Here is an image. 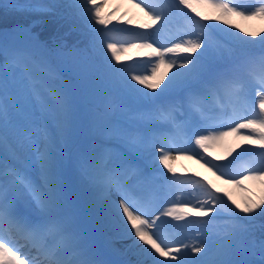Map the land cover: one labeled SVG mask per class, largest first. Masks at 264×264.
Listing matches in <instances>:
<instances>
[{
    "label": "snow or ice",
    "instance_id": "1",
    "mask_svg": "<svg viewBox=\"0 0 264 264\" xmlns=\"http://www.w3.org/2000/svg\"><path fill=\"white\" fill-rule=\"evenodd\" d=\"M196 5L212 9L213 14L199 11ZM0 6L53 14L60 7L74 9L100 54L97 70L118 95L133 101L135 107L110 104L106 109L109 116L126 115L127 124L115 121L108 129L120 141L121 151L99 146L80 153L76 162L99 194L101 216L130 234L141 257L137 264H253L237 257L257 244L260 264H264V236L257 241L254 227L256 218H264V35L259 40L260 53L254 54L248 46L260 34L246 33L231 22L232 16L264 19V0H256L251 8L237 0H138L133 6L150 21L139 28L159 27L155 34L121 28L118 31L128 35L120 40L112 36L115 26L108 27L114 12L102 14L104 4L97 0H69L67 5L10 0ZM180 17L187 22L186 29L173 34L171 46L161 44L155 36ZM219 24L227 26L219 29L224 42L213 35ZM22 30L31 32L30 28ZM38 47L46 49L47 44ZM105 47L110 58L104 54ZM130 50L146 59L117 67L119 54ZM168 54L178 59L166 58ZM0 58V264H114L91 242L62 178L73 106L69 96L51 83L58 73L45 57L2 43ZM162 65L171 75L166 71L157 79ZM36 113L51 115L56 129L50 133L41 125L33 130L29 125L36 124ZM228 136L238 137L249 147L237 144L242 151L235 156V148L230 149L227 156L232 159L226 165L189 147L194 138V144L207 152ZM174 151L190 153L188 158L197 163L203 161L202 166L225 184L251 192L245 186L251 182L258 192L246 196L241 204L227 192L220 195L222 189L211 182L178 176L171 164L176 159ZM243 157L248 159L237 178L228 169ZM33 166L39 168V180L32 176ZM138 183L162 193L163 201L148 203V196L137 193ZM113 192L119 193L115 209ZM162 217L184 221V227L194 225L198 234L207 232L213 242L179 244L163 234L162 227L169 221ZM13 234L24 244L13 242ZM25 247L36 254L29 256L22 251ZM188 249L211 258L195 259Z\"/></svg>",
    "mask_w": 264,
    "mask_h": 264
},
{
    "label": "rangeland",
    "instance_id": "2",
    "mask_svg": "<svg viewBox=\"0 0 264 264\" xmlns=\"http://www.w3.org/2000/svg\"><path fill=\"white\" fill-rule=\"evenodd\" d=\"M54 1H59L60 5H67L69 0H54ZM124 0H97V3H103L104 7L102 9V14H108V13H113L114 15H112L110 18L112 20V24H110L108 27L109 28H113V26H115V28L117 29V31H114L112 33V36L116 39V40H120L123 37H125L126 35H128L125 32H121L118 31L121 28H132L134 31H147L150 33L155 34L156 29L159 27V24H156L153 26V28L151 29H140L139 25L140 24H144V23H150V21L148 20V17H146L144 15V13H137L135 10H131L126 6V3L123 2ZM10 2V0H0V5H3L4 3ZM33 3H38V4H52L50 2V0H32ZM237 2L239 4H241L243 7L245 8H251L255 3L256 0H237ZM198 7V10L205 13V14H213V10L208 8V7H204V6H200V5H196ZM2 7V6H1ZM3 8V7H2ZM68 7H60L59 9L56 10V13H44L47 16L48 15H53V16H60L64 12L65 9H67ZM71 9V8H69ZM184 11L186 13H188V15L190 16H194V14L187 8L184 9ZM1 13H8L9 15H26V14H33V13H43V12H19V11H13L11 9H0V16ZM134 17V18H133ZM198 19V18H197ZM51 20H55V25L57 26L59 23V19L58 18H52ZM131 20L132 23L131 25H128L126 22ZM119 21V23H118ZM231 22L232 24L238 25L239 28H243L244 32H252L254 34L259 33L260 35H256L254 36V39L252 40V42L250 43V45L248 46V50L251 51L254 54H259L260 51L257 50V47L259 46V40H260V36L264 35V19H259V18H252V19H243L239 16H232L231 17ZM0 23H1V17H0ZM211 23H217V22H211ZM4 24V23H1ZM21 27V26H20ZM97 27H101L99 25H97ZM187 27V22L182 18H176L175 20H173V22L169 25L168 28L161 30L159 32L158 35L155 36V38L160 39V43L164 44L167 41L170 40V38L173 36V34L181 32L183 30H185ZM227 26L219 24L217 30H215L213 32V35L215 37L216 40L220 41V42H224L225 38H224V34L222 31H219V29L221 28H225ZM0 33L6 34V35H2L0 36V43L2 44H6L8 46H12V47H17V48H21V49H25V50H32L33 48H35V46L30 45V41L26 40V38L23 36V34L21 33H15L13 35L8 34V31H0ZM185 39H187V37H185ZM245 39H250L248 37H245ZM32 42H35V39L32 40ZM43 43V42H40ZM57 44H60V42H56ZM39 50L45 55L46 59L50 62V64L53 66V68L56 70V72L58 73V78L53 80V87L59 88L61 90H63L70 98L72 106H73V112H72V131H71V138L73 137V141H77V139L79 138V136H75L74 133H72L73 131H75V127L76 126H81V127H86L89 130V125L86 119V114L88 115H92L93 113H95L93 111V108L89 107L91 104L90 103H76L73 94H74V89L76 87H73V85L71 83H68L67 80L68 78H70V72L67 71L66 69L62 68V62L54 57V58H50L48 57L45 52L44 48H39ZM56 50L55 48H53V51ZM97 51L95 48L93 49V53ZM145 51H149V50H145ZM50 53V51H48ZM104 54L107 55L109 58L111 57V53L107 51L106 47L104 48ZM120 59H121V64H116L115 60H112L113 64H116L117 67H121L122 64H131V63H135L138 60H143L146 59V57H143L141 55L138 54L137 50H130L124 53H120ZM181 55H186V54H181ZM82 57L81 53H77L76 56L74 55H70L66 57L67 62L72 65V67L75 68L76 70V74H79L80 69L77 67L79 59ZM84 59L87 58V56H83ZM166 58H173V59H178V57L173 56L172 54H168V56ZM2 59V58H0ZM94 64H97L99 66V62L95 61ZM85 66V65H84ZM88 65L85 66V68L88 70L87 68ZM93 70V69H92ZM168 72L169 76L171 75V70L167 69L165 66H161L158 73H157V79L160 78V76L164 73V72ZM165 80H167V77L165 78ZM135 83V82H133ZM80 86L82 89L84 88H90L89 84L87 82V80L82 77L81 82H80ZM104 84L106 85L104 88L100 89V95H97V99L98 101L101 103L100 108H101V119L97 121L96 125L93 126V131L92 133L94 135H96V137H94L95 140H108L111 138V133L108 132V129L113 126V124L115 123V121H120L121 125L127 124V120H126V115L124 113H119L117 112L115 116H109L106 114V109L108 108V106L110 104L113 105H117V104H123L125 106H130V107H135L133 101L129 100L128 98L123 97L122 95H118L113 87L112 84H110L106 79L104 81ZM163 86V85H161ZM146 91H148L147 89H145ZM157 91H159L157 89ZM254 95V93H253ZM89 105V106H87ZM33 112H35V109H32ZM21 117L18 116L17 119L19 120ZM33 119L36 121L35 125H29L30 127L33 128V130H35L37 127L44 125L48 128H51V125H55L56 122L53 119V117L51 115H44V114H39L36 113L33 116ZM54 128H51V132H53V130L56 129V125L53 126ZM224 130H227V128H225ZM86 134V132L84 133ZM245 134H247L245 132ZM75 136V137H74ZM112 139V138H111ZM115 140V138H114ZM117 140V139H116ZM224 140L226 141H237L239 142L238 144H241L243 147H249V145L244 144V142L240 139H238V137L236 136H228L226 137ZM223 140V141H224ZM116 142V141H114ZM116 144L118 145V149L116 150V153H119V148L121 149V145H120V141L118 140L116 142ZM105 147V146H104ZM235 151L232 153V156H235L237 152L242 151V148H236L234 145ZM96 149V148H93ZM216 150V145L212 146L211 148H209V153L213 154V150ZM89 150H91V148H89ZM255 150H259V149H255ZM224 151V157L227 156V151L223 148L222 152ZM25 155H27L25 153ZM214 155V154H213ZM215 155L219 156L217 151L215 152ZM232 156H227V159H222L219 161H215V163H219L222 165H226L228 164V161H230L232 159ZM247 160V157H243L241 159V161L237 162L234 165L229 166V171L232 174L237 175V178H239V173L240 171L236 174L237 171V166L242 163L244 160ZM76 162V156H73V158L69 159L68 156L66 155V153L63 156V162H62V167L67 166L70 174H71V179L73 181V184L75 186V193H73V198L78 206V209L83 211L85 213L84 217H87V219L91 221L92 224V228H94L95 230L98 229V227L101 225V222L106 219L103 216H101V214L99 213V208L97 206H93V205H89L88 203L84 204L83 199H82V191H90V188H88L85 184V181H83V176L80 172L79 167H77L75 165ZM31 173L33 175L34 179L39 180L40 178V174H39V168L38 166H33V169H31ZM94 189V188H93ZM251 189V194L248 195H252L253 193L258 192V190H256V188L252 187ZM189 191H191V189H189ZM90 196H92V194H90ZM94 196V195H93ZM245 198V197H244ZM242 198V204H243V199ZM230 204V202H229ZM231 206V205H230ZM89 223V221H88ZM262 226L263 224L261 222H254V227H255V236L257 241H259L262 236H264V232H262ZM102 233H100L101 235ZM207 234V233H203ZM108 240H111L110 238H108ZM113 240V238H112ZM107 246H111L110 243H107ZM237 259H247L250 260L254 263H260V250H259V246L257 244V246L255 248H251L249 247V249L243 253V255L238 256Z\"/></svg>",
    "mask_w": 264,
    "mask_h": 264
},
{
    "label": "bare ground",
    "instance_id": "3",
    "mask_svg": "<svg viewBox=\"0 0 264 264\" xmlns=\"http://www.w3.org/2000/svg\"><path fill=\"white\" fill-rule=\"evenodd\" d=\"M124 3H126V6L129 9H137L138 8L134 7L133 4L136 3V0H132V3H129V0H124ZM113 141L111 140H108ZM179 142V138L178 141ZM225 143H229L230 145V149L234 148V145L236 147V145L239 143L237 141H222L220 144L216 145V150L214 149L212 152L214 155H210L212 156V158H215V152L217 151L219 156H224L223 155V148H226L227 151H229L230 149L225 147ZM189 147L195 149V151L202 153L204 156H206L209 159L208 155L206 154H210L207 152H204L202 149H200L198 146H196L194 144V138L193 141L190 143ZM173 155L176 157V159H174L173 161H171L172 167L175 169V173L178 176H182V177H188V176H193L194 178L197 179H203L205 182H211L212 184H215L217 187H219L220 189H222V192L220 193V195H223L224 192L229 193L232 196V199L236 200L237 203H241L242 204V198L248 196V194H251V192H246L244 191V189L242 188H237L234 187L231 184H225L223 183L222 180H218L216 175H213V172L208 171L207 168L203 167V161H201V163H197L196 159H189L188 155H190V153H186V154H181L178 152H173ZM149 167H151V164H149ZM33 169V167H32ZM167 171V170H165ZM169 176H171V173H168ZM217 175H219V173H217ZM90 186V188H93L90 184H88ZM245 186L247 188H256L251 182H245ZM256 190H258L256 188ZM137 191V190H136ZM138 194L139 191H137ZM147 193H150L149 190H147ZM90 194H92V196H90ZM94 195V196H93ZM83 199L84 201H86L89 205H93V206H97L99 208V194L97 193V191L95 189L87 191V192H83L82 193ZM119 200V193H115L113 192L111 194V201H112V208L115 209L116 208V204L118 203ZM169 206V205H167ZM164 206V207H167ZM163 220L169 221L168 224H164L162 227V232L165 236H169V237H174L176 239V241L179 244H183V243H197L200 241H203L204 236L201 234H198L197 230H196V226L192 225V226H188V229L190 231V233L185 234V232L181 231V230H185V228L183 225L185 224V222H180V221H174L172 220V218L170 217H162ZM170 224H179L180 227H177L175 229L170 227ZM130 227V226H129ZM176 230V234L175 231ZM95 236L88 234L89 237H93L94 238V242L97 245H102L100 241H102L103 239L100 238L99 234L102 233L104 235L107 236H112L114 238V240H112L111 245L113 248L109 249L108 253H114V250L118 251L119 253V259L118 262L120 264H137L138 259H140L141 257L139 256V254L136 252L135 247L133 245L132 239L129 238V233H126L123 229V227H117L114 225L109 224L108 220L105 219L102 221V224L98 227L97 230H94ZM21 243H23V239L20 238L19 240ZM206 242L212 243L213 241L209 239V237L207 238ZM33 255H35V250L33 249ZM190 253V249L186 250ZM116 254V253H115ZM193 258L195 259H210V254L209 255H205V256H201V254H194V253H190ZM114 256V255H113ZM112 258H110L109 260H111ZM160 259H164V258H160Z\"/></svg>",
    "mask_w": 264,
    "mask_h": 264
},
{
    "label": "trees",
    "instance_id": "4",
    "mask_svg": "<svg viewBox=\"0 0 264 264\" xmlns=\"http://www.w3.org/2000/svg\"><path fill=\"white\" fill-rule=\"evenodd\" d=\"M23 16H24V15H21L19 18L22 19ZM69 17H70V19H71L72 21H75V16H74V15L71 14ZM28 19H30V17H28Z\"/></svg>",
    "mask_w": 264,
    "mask_h": 264
}]
</instances>
